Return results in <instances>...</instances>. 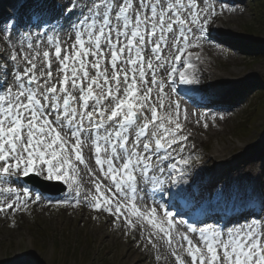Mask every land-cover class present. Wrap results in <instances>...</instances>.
Returning <instances> with one entry per match:
<instances>
[{"label":"snow or ice","instance_id":"1","mask_svg":"<svg viewBox=\"0 0 264 264\" xmlns=\"http://www.w3.org/2000/svg\"><path fill=\"white\" fill-rule=\"evenodd\" d=\"M20 10L30 22L56 24L17 33V48ZM20 10L0 28V212L42 203L39 193L12 186L34 175L66 186L71 198L51 206L108 214L126 236L139 228L157 261L264 264V191L235 194L255 200L258 213L203 226L178 222L165 200L173 189H191L202 162L184 130L187 113L181 119L173 99L176 78L199 90L188 50L200 47L223 9L209 0H21ZM65 23L67 40L60 35ZM81 166L94 186L83 196ZM146 198L152 206H142Z\"/></svg>","mask_w":264,"mask_h":264},{"label":"rangeland","instance_id":"2","mask_svg":"<svg viewBox=\"0 0 264 264\" xmlns=\"http://www.w3.org/2000/svg\"><path fill=\"white\" fill-rule=\"evenodd\" d=\"M239 1L240 6L229 7L227 4L222 6L233 11L221 17L222 21H226L224 25L219 20H215L208 26L219 27L230 40L218 36L209 39L206 34V38L201 40L205 42L204 45L197 50L203 57L202 63L195 70L200 79L202 92H211L209 83L212 76L227 81L233 79L234 85L244 84L237 88L230 86L234 94L226 97V103L221 105L223 106L221 112L225 113L227 118L226 136L223 141L213 137L207 141V135L200 134L197 135L202 139V143L196 145L190 140V145H195V151L200 155L201 163H204L207 170L228 161L235 163L237 148L250 138L252 142L257 140L264 142V95L260 93L264 92V24L262 23L264 3L254 5L251 0ZM26 23L30 26L28 19ZM55 24V21L51 23L53 26ZM4 25L5 23H2L3 27ZM0 40H3L2 35ZM242 41L259 42L263 45L260 48L263 57L240 53L237 43ZM215 43L224 47L219 49ZM15 46L18 47L19 43ZM3 47L4 45L0 44V49ZM208 50H211L210 54ZM202 71L209 73L211 77H205ZM240 119H243L244 123H249L242 136L241 127L245 125H242ZM212 126L217 127V125ZM228 132H231L232 136H228ZM230 143L234 147V153L228 156V161L223 162L225 158L212 156L213 149L228 146ZM262 149L264 151V143ZM254 165L256 168V164ZM255 168L251 169L249 183L252 184L255 192L259 193L264 189L257 190L256 177L264 182V176L260 177ZM209 172L204 173L203 176ZM35 182H43V179L36 177ZM60 186L61 184L53 182L46 188L50 192L59 190ZM18 187L22 189L21 185ZM209 189L213 195L214 190ZM32 193L35 195L34 191ZM65 197V193L54 199L52 196L42 197V203L30 206V212L17 211L13 214L11 209L7 210V214L0 212V264H140L139 260L143 262L144 257L135 256L134 259L126 262L129 252L125 243L126 238L134 243V247L143 251V256L147 255L148 264L158 262L155 259L154 248L134 232L123 236L122 232L112 225L107 231H99V226L104 221L103 213H95L86 207L75 209L53 207L49 203L50 201L59 203ZM0 199L6 200V197L0 196ZM93 216L98 218L92 219ZM13 220H15L14 226Z\"/></svg>","mask_w":264,"mask_h":264},{"label":"bare ground","instance_id":"3","mask_svg":"<svg viewBox=\"0 0 264 264\" xmlns=\"http://www.w3.org/2000/svg\"><path fill=\"white\" fill-rule=\"evenodd\" d=\"M6 3L10 4V2L7 0ZM216 9V11L221 12V10L223 9L220 5L214 4L213 5ZM9 7V6H8ZM224 12V9H223ZM9 11H6V14H8ZM233 12H228V14H231ZM4 15V17L6 18L7 15ZM218 20L224 25L226 21H222V18L218 16ZM0 27H3L2 25H0ZM67 30V26L65 27L64 30L61 31L60 35L64 40H67L68 37L65 34ZM209 30H215L218 32V36L221 38H225L227 40H230L229 36H227L224 32H222V30L216 26L215 29H209ZM72 41H68V43L70 44ZM16 43H19V46L17 48L21 47V43L19 40H16ZM24 47H26V43L24 44ZM211 50H208V53L210 54ZM206 76L211 77L208 73L205 74ZM212 80L210 82V88H212V92L209 94V98H207L206 100L209 101L206 106H212L214 104V102L216 101H222L223 99H225L226 97H228L230 94L233 93V88H237L238 86L241 87L244 84L241 83L240 85H234L233 84V79L232 80H223L220 77H216V76H212L211 77ZM232 86V87H230ZM213 107V106H212ZM216 108V107H215ZM211 109V108H210ZM187 113L188 119L187 121L184 122V130L188 133H190L189 138L193 141V143L196 144H200L202 143V139L198 137L197 134L200 135H207L206 140L209 141L212 137L213 138H219L220 140L223 141L224 137L226 136V121L219 123L220 127H223V129L217 130L216 128L210 126V123L207 119V123L209 124L208 128H204L203 127V123L204 121H201L200 123H197V119H198V115L197 114H201L200 112H194L192 110H189L188 108H183L181 107V119H183V114ZM212 116L217 117V112L216 111H212L211 112ZM229 135L228 136H232L231 132H228ZM264 139V138H263ZM263 141L262 140H257L255 142H252V138H250L249 140H246L242 143V146L238 147L237 151L238 154L235 155V163L230 162L227 160L229 155L233 154V149L234 147L231 145V143L228 146H222L221 148H215L212 150L211 154L214 157L217 158H225L223 159V162L228 161L226 163L221 164L218 167H213V169H211V176H209L208 181L201 183L202 186L204 187H212V189H214L215 191L218 190H222V192H225L226 196H230L231 195V185L233 183V180H236L238 185L241 186V184L244 182V180L249 181L250 177H251V169H254V162L256 164V168L255 171L258 172V174H261L262 172V157L264 155V151L262 149L263 146ZM85 158L88 162V164L91 167H95L94 165V159H88V157L90 156V153L85 150ZM247 156V157H246ZM250 157H253L254 160H250ZM260 164L258 167L257 165ZM204 166V165H203ZM207 168L199 171V172H195V174H197L196 178H200L202 176V173L204 171H206ZM81 176H82V186L84 191L81 193V195H87L89 191H92L94 193V186L89 183L88 181L90 180V177L87 175L86 170L83 169V166H81ZM235 176V177H233ZM256 179H258V177H256ZM200 183V182H199ZM260 186L264 188V182H260ZM67 189V188H66ZM67 191V190H66ZM68 193V192H67ZM69 197V196H68ZM148 199L146 198V204L142 205V206H152L150 203L147 202ZM113 220L114 217L105 214L104 213V221L100 224L99 226V231L101 230H105L107 231L109 226L112 225L113 226ZM180 231H186V229L184 227H179ZM122 232V235H124V229L120 228L119 229ZM135 234H137L139 236V238H141V234H140V230L139 228L134 232ZM146 235V233H145ZM142 239V238H141ZM192 239L194 240V242L196 241V238L192 237ZM144 241H146L145 239H142ZM125 243L126 246L128 247V257L126 259V262L134 259L135 256L138 257H144V261H140V264H148V260H147V255L143 256V251L138 249L137 247H134V243L129 240V239H125ZM157 244L159 247V252L160 254H165L166 253V249H165V245L164 242L162 240H157ZM154 253L157 255L158 251L157 249H154ZM157 263H161V264H175V261L173 258L169 257L168 261H158ZM156 263V264H157Z\"/></svg>","mask_w":264,"mask_h":264},{"label":"trees","instance_id":"4","mask_svg":"<svg viewBox=\"0 0 264 264\" xmlns=\"http://www.w3.org/2000/svg\"><path fill=\"white\" fill-rule=\"evenodd\" d=\"M255 3H264V0H254ZM263 22V21H262ZM264 24V22H263ZM252 47V46H251ZM243 50L248 51L247 46L243 44L242 47Z\"/></svg>","mask_w":264,"mask_h":264}]
</instances>
